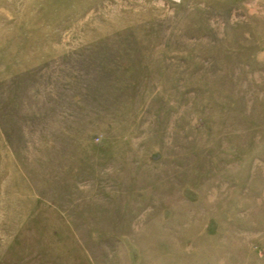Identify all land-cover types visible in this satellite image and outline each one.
<instances>
[{
	"label": "rangeland",
	"instance_id": "374dc122",
	"mask_svg": "<svg viewBox=\"0 0 264 264\" xmlns=\"http://www.w3.org/2000/svg\"><path fill=\"white\" fill-rule=\"evenodd\" d=\"M0 264H264V0H0Z\"/></svg>",
	"mask_w": 264,
	"mask_h": 264
}]
</instances>
